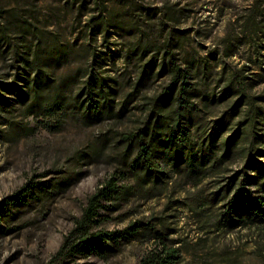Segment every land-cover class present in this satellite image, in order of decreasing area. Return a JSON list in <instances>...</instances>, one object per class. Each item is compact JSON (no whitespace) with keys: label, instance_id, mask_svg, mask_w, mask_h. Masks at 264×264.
Segmentation results:
<instances>
[{"label":"rangeland","instance_id":"obj_1","mask_svg":"<svg viewBox=\"0 0 264 264\" xmlns=\"http://www.w3.org/2000/svg\"><path fill=\"white\" fill-rule=\"evenodd\" d=\"M259 1L0 0V264H140L159 244L155 230L180 249L178 264H264V224L209 228L219 206L195 210L215 179L195 186L165 151L170 176L156 181L131 169L137 150L125 140L167 83L159 73L170 43L199 67L210 97L225 62L250 67V93L264 95V18L250 19ZM35 61L53 79L40 104L17 89ZM151 61L155 70L143 73ZM100 79L114 102L96 113L88 86ZM233 101L211 103L209 121ZM111 179L118 194L102 201L90 233L144 228L102 255L59 254Z\"/></svg>","mask_w":264,"mask_h":264},{"label":"trees","instance_id":"obj_2","mask_svg":"<svg viewBox=\"0 0 264 264\" xmlns=\"http://www.w3.org/2000/svg\"><path fill=\"white\" fill-rule=\"evenodd\" d=\"M260 14L264 18V0L257 3L250 19L255 20ZM177 49L171 43L165 46L159 74L166 76L167 83L148 102L144 121L125 136L128 144L137 150L131 169L152 175L156 181L169 178L170 172L161 165L167 151L173 164L172 171L195 179V186L208 178L215 179L210 197L202 194L194 201L198 214L209 205L219 206L214 221L212 217L208 218L204 221L205 226L233 230L253 223L264 224V95L250 93L254 80L249 76L251 68L246 64L229 68L225 62L222 71L213 79L216 84L212 85L210 97L196 82L199 67L183 63ZM138 51L143 52L142 49ZM223 56L231 58L233 53ZM33 66L31 77H24L23 85L17 87L18 96L23 99L33 94L35 102L40 104L45 88L53 79L38 61ZM154 70L151 61L143 73ZM213 72L212 68V75ZM218 88H222L220 97L214 92ZM88 94L93 99L89 110L101 113L112 108L114 101L104 80L89 84ZM234 98L229 108L209 121L211 103L214 105ZM236 163L238 168L234 167ZM115 194H118V181L111 179L90 197L75 236L66 238L59 254L96 252L102 255L111 251L113 244H120L140 233L144 225L139 223L123 231L90 233L103 207L102 201ZM155 232L159 244L140 264H178L180 249L167 244L166 237L159 230Z\"/></svg>","mask_w":264,"mask_h":264}]
</instances>
